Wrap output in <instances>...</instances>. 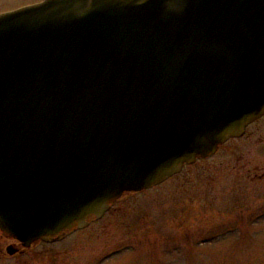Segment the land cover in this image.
I'll use <instances>...</instances> for the list:
<instances>
[{"label": "water", "instance_id": "obj_1", "mask_svg": "<svg viewBox=\"0 0 264 264\" xmlns=\"http://www.w3.org/2000/svg\"><path fill=\"white\" fill-rule=\"evenodd\" d=\"M262 114L264 0L2 11L0 231L23 246L61 239Z\"/></svg>", "mask_w": 264, "mask_h": 264}, {"label": "rangeland", "instance_id": "obj_2", "mask_svg": "<svg viewBox=\"0 0 264 264\" xmlns=\"http://www.w3.org/2000/svg\"><path fill=\"white\" fill-rule=\"evenodd\" d=\"M37 1L0 0V12ZM257 124L162 183L123 193L58 241L8 255L13 240L0 233V264H264V179L247 171L264 167Z\"/></svg>", "mask_w": 264, "mask_h": 264}, {"label": "flooded vegetation", "instance_id": "obj_3", "mask_svg": "<svg viewBox=\"0 0 264 264\" xmlns=\"http://www.w3.org/2000/svg\"><path fill=\"white\" fill-rule=\"evenodd\" d=\"M259 121H263V122H264V114L261 115L259 118H257V119H255V120H253L252 122H250L248 125H246L243 134H242L241 136H239V137H242V136H244L246 133H248V129H249L252 125H254V124H255V126H252V127H253V129H255V130L252 131V132L256 133V132L259 130V128H260L259 125L257 124ZM239 137H232V138H229L228 140H226L224 143L220 144V145L217 147V150L215 151V153H217V152L220 150V148H221V147H222L227 141H229V140H231V139H236V138H239ZM262 150H263V149H262ZM257 151H258V150H257ZM258 152H261L262 154H264V151H258ZM215 153H214V154H215ZM214 154H213V155H214ZM211 156H212V155H211ZM205 158H207V157H205ZM199 159H202V158H199ZM199 159H197V160H199ZM197 160H195V161H197ZM262 160H264V158H262ZM193 163H194V162H193ZM187 165H189V164H187ZM244 167H245L244 165H240L238 168H236V170H238L237 173L239 174V171H240L241 169H243ZM247 171H252V172H250L249 175H251L250 177H251V179H253V180H263V179H264V167L260 166L258 163L254 164L252 167H251V164H248ZM245 173H247V172H245ZM111 206H112V205H111ZM111 206H110V207H111ZM94 219H96V218H92V219H90L89 221L94 220ZM77 229H81V228H76V227H74V228H72L71 230H69L67 233L72 232V231H75V230H77ZM0 233H1L4 237H7V236H5L1 231H0ZM7 238H10V237H7ZM10 239H12L13 242L10 243V244H8V245H6L5 248H4L5 252H6L8 255H10V254H15V253H21L23 250L29 248L33 243H36V242H44V241H42V240H36V241L32 242L31 244H29L28 246H23L22 243H21L20 241L14 239V238H10ZM46 243H50V242H46ZM9 245H11V247H10V249H9V250H12L11 253H9L8 250H7V246H9Z\"/></svg>", "mask_w": 264, "mask_h": 264}]
</instances>
